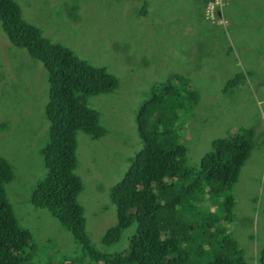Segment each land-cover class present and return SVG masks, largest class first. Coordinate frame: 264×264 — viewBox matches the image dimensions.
I'll return each mask as SVG.
<instances>
[{
	"label": "rangeland",
	"instance_id": "374dc122",
	"mask_svg": "<svg viewBox=\"0 0 264 264\" xmlns=\"http://www.w3.org/2000/svg\"><path fill=\"white\" fill-rule=\"evenodd\" d=\"M16 1L23 17L45 36L94 65H104L118 79L114 90L88 100L106 132L98 138L76 133L75 171L82 181L77 198L91 242L96 244L116 222L109 190L142 145L135 120L140 104L153 84L178 71L189 78L198 95L189 122L180 128L187 163H198L213 138L238 125L255 130V146L233 186L234 222L229 228L244 249L245 264H255L264 243L258 208L264 176V0H224L221 24L204 17L206 0H201L202 9L196 0ZM76 3L77 10L72 11ZM240 72L243 76L236 84L225 87ZM3 74L0 155L13 169L5 184L7 198L33 237L78 252L74 236L45 207L30 203L31 188L46 170L40 148L47 140L48 72L25 49L12 46L0 28Z\"/></svg>",
	"mask_w": 264,
	"mask_h": 264
},
{
	"label": "trees",
	"instance_id": "16d2710c",
	"mask_svg": "<svg viewBox=\"0 0 264 264\" xmlns=\"http://www.w3.org/2000/svg\"><path fill=\"white\" fill-rule=\"evenodd\" d=\"M77 8L78 3L72 11ZM0 28L12 46L25 49L48 72L47 140L40 148L46 170L31 188L30 203L45 207L80 245L78 252L64 251L49 239L33 237L16 218L5 189L13 169L0 155V264H245L244 249L229 228L233 186L255 146L253 126L238 125L213 138L198 163L189 164L180 128L197 103L196 88L178 71L153 84L135 117L142 145L109 190L116 222L93 244L77 198L82 181L75 171L76 133L98 138L106 132L88 100L114 90L118 79L104 65L45 36L23 17L16 0H0ZM242 74L225 87L235 85ZM260 187L264 227V176ZM255 264H264V243Z\"/></svg>",
	"mask_w": 264,
	"mask_h": 264
},
{
	"label": "built area",
	"instance_id": "2783aa9c",
	"mask_svg": "<svg viewBox=\"0 0 264 264\" xmlns=\"http://www.w3.org/2000/svg\"><path fill=\"white\" fill-rule=\"evenodd\" d=\"M224 4V0H206L203 9L205 18L222 23L224 19L222 16Z\"/></svg>",
	"mask_w": 264,
	"mask_h": 264
},
{
	"label": "crops",
	"instance_id": "0c3cea01",
	"mask_svg": "<svg viewBox=\"0 0 264 264\" xmlns=\"http://www.w3.org/2000/svg\"><path fill=\"white\" fill-rule=\"evenodd\" d=\"M196 1L201 5V9H202V2H201V0H196Z\"/></svg>",
	"mask_w": 264,
	"mask_h": 264
},
{
	"label": "bare ground",
	"instance_id": "6f19581e",
	"mask_svg": "<svg viewBox=\"0 0 264 264\" xmlns=\"http://www.w3.org/2000/svg\"><path fill=\"white\" fill-rule=\"evenodd\" d=\"M205 17V16H204ZM207 19V18H206ZM211 21V20H210ZM211 22H215V21H211Z\"/></svg>",
	"mask_w": 264,
	"mask_h": 264
},
{
	"label": "flooded vegetation",
	"instance_id": "af4514ba",
	"mask_svg": "<svg viewBox=\"0 0 264 264\" xmlns=\"http://www.w3.org/2000/svg\"><path fill=\"white\" fill-rule=\"evenodd\" d=\"M221 24V23H220Z\"/></svg>",
	"mask_w": 264,
	"mask_h": 264
}]
</instances>
